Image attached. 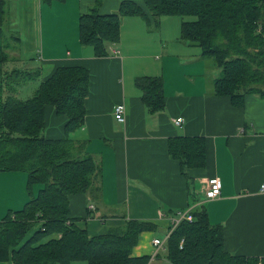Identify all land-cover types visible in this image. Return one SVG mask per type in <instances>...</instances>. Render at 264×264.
I'll list each match as a JSON object with an SVG mask.
<instances>
[{
  "label": "crops",
  "instance_id": "crops-1",
  "mask_svg": "<svg viewBox=\"0 0 264 264\" xmlns=\"http://www.w3.org/2000/svg\"><path fill=\"white\" fill-rule=\"evenodd\" d=\"M17 1L14 13L19 10ZM29 1H39L41 14L49 17L68 6L75 28L65 48L60 47L64 29L51 31L48 52L40 51L41 63L50 68L44 80L62 65L82 66L91 74L85 123L70 137L101 166V190L71 198V215L80 220L78 226L92 238L124 225V218L153 222L158 230L143 233L133 250L135 257L152 256L153 241L161 239L159 235L166 238L177 212L204 207L212 225L222 227L228 253L264 259V98L247 95L244 106L236 108L228 98L214 95L213 82L221 72L198 46L181 39L182 20L170 27L165 22L163 27V18L156 26L141 16L122 18L120 40L108 47L106 57H96L93 47L80 44L81 15L93 8L102 15L117 13L123 1L145 8L144 0H102L100 5L97 0ZM172 26L175 35L169 34ZM114 49L120 53L113 54ZM143 77L163 81L161 111L151 113L146 107L137 86ZM121 103L127 108L125 123L114 117V108ZM177 118L184 119L180 127L173 123ZM47 119L45 136L63 138L65 120L53 109ZM177 136L207 139V166L190 170L189 179L167 152L169 140ZM212 178L221 180V195L215 200L201 198ZM29 199L25 173L0 172V221ZM113 206L122 207L123 218ZM151 264L170 263L155 258Z\"/></svg>",
  "mask_w": 264,
  "mask_h": 264
},
{
  "label": "trees",
  "instance_id": "trees-1",
  "mask_svg": "<svg viewBox=\"0 0 264 264\" xmlns=\"http://www.w3.org/2000/svg\"><path fill=\"white\" fill-rule=\"evenodd\" d=\"M101 2L97 0V5ZM144 4L145 8L123 1L117 13L102 15L93 8L81 15L80 44L93 47L96 57H106L108 47L120 40L122 18L141 16L156 26L163 17H181V39L200 47L202 56L221 72L213 82L214 95L228 98L236 108L244 106L247 95L264 98V0H144ZM6 16L7 2L0 0V39ZM10 60L6 49L0 52V172L25 173L30 199L0 221V262L150 264L151 256L135 257L133 250L143 233L158 230L155 223L124 218V225L91 238L71 215L73 196L101 190V166L70 137L85 123L91 92L89 70L59 66L31 98L21 100L18 87L40 73L5 72ZM137 86L149 112L165 107L160 78H140ZM50 109L65 120L63 138L45 136ZM167 152L188 179L190 170L207 166L208 146L203 136L173 137ZM192 214L194 220L181 222L157 259L170 264H264V259L228 253L222 227L212 225L204 207L192 209Z\"/></svg>",
  "mask_w": 264,
  "mask_h": 264
},
{
  "label": "rangeland",
  "instance_id": "rangeland-1",
  "mask_svg": "<svg viewBox=\"0 0 264 264\" xmlns=\"http://www.w3.org/2000/svg\"><path fill=\"white\" fill-rule=\"evenodd\" d=\"M6 2L7 16L4 25L5 31L3 39H0V43L2 40L4 47L2 50L0 49V51L6 49L11 55V60L5 65L4 71L12 72L13 70H27L30 72H37L38 69L41 68H44L45 70L44 74H41L38 77L34 75L33 80L30 79L18 87L17 97L21 100H27L33 96L34 92L41 85L45 75H47L50 69L48 66L44 67V65L41 63L40 57L42 54L40 51L43 53L44 49L46 48L48 52L51 31L54 28L64 29L62 31L63 35H61L60 47L65 48L66 42L69 37H72L73 30L75 28H73L71 13L68 11V6L66 9H59L61 11L53 12L49 17L46 12L41 14L39 9V1L19 0V10L16 13L12 12L11 10L12 8H16L15 6L17 5L18 1L6 0ZM42 6L47 8V5L43 3ZM69 6L72 7L73 5L70 3ZM181 20V17H163L162 26L165 27V22H168V27H170L172 24L174 26L179 24ZM173 26L171 30L168 31L169 34L172 32L173 35H175ZM56 33L61 34V32ZM17 38L20 40L17 41ZM14 55L18 58L16 59ZM214 77L216 76L214 75ZM201 196V198H205V195L202 194ZM113 208L117 213L116 215L118 218L124 217L122 215L123 212L121 206H113ZM123 208L125 209V205H123ZM159 237H161V240H165L164 236L159 235ZM163 252L164 250L161 251V254Z\"/></svg>",
  "mask_w": 264,
  "mask_h": 264
},
{
  "label": "built area",
  "instance_id": "built-area-1",
  "mask_svg": "<svg viewBox=\"0 0 264 264\" xmlns=\"http://www.w3.org/2000/svg\"><path fill=\"white\" fill-rule=\"evenodd\" d=\"M113 54H119L120 52L117 49H114L112 51ZM126 113H127V108L125 104L121 103L115 106L114 108V117L117 122L119 123H125L126 122ZM174 125L180 127L184 123L183 118H177L173 120ZM221 190H222V183L219 178H212L208 180L207 182V187L204 191L205 198L207 200H215L221 195ZM262 192H264V186H262L261 189ZM192 209L190 208L188 210L184 211H179L175 214V217L171 220V227L168 230V233L166 235L165 240L161 239H155L153 241V246H154V252L152 254V260L157 258V255L161 253L162 250H165L166 246V241L168 238L171 236L172 232L181 224L183 221H189L192 222L194 220L193 214H192ZM150 262V264H151Z\"/></svg>",
  "mask_w": 264,
  "mask_h": 264
}]
</instances>
